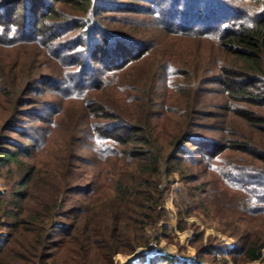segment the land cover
Listing matches in <instances>:
<instances>
[{
  "label": "trees",
  "instance_id": "obj_1",
  "mask_svg": "<svg viewBox=\"0 0 264 264\" xmlns=\"http://www.w3.org/2000/svg\"><path fill=\"white\" fill-rule=\"evenodd\" d=\"M207 91L225 112L220 139L197 122ZM0 177V264L140 251L139 264H264V0H0ZM177 182L190 201L174 225ZM197 211L233 246L188 223ZM157 227L193 255L149 256Z\"/></svg>",
  "mask_w": 264,
  "mask_h": 264
},
{
  "label": "rangeland",
  "instance_id": "obj_2",
  "mask_svg": "<svg viewBox=\"0 0 264 264\" xmlns=\"http://www.w3.org/2000/svg\"><path fill=\"white\" fill-rule=\"evenodd\" d=\"M231 4V2H230ZM167 19V18H166ZM198 41L195 40L194 42H192L191 45H186L182 50L187 51V50H191L193 47H195V43H197ZM205 50L208 49L207 46L204 47ZM41 55V54H40ZM46 61V59L42 60V58L40 59V62H44ZM45 63V62H44ZM44 65V64H42ZM45 71H48L45 70ZM49 72H51V70H49ZM162 88H164V86H161ZM216 86H214L213 88H215ZM218 87V86H217ZM206 97L204 98V103L205 106L202 108V115L204 117H209V118H202V120H199L197 122L207 125L210 128V131L208 132V136L209 138H213V139H220L221 137V132H219L220 129L223 128L224 126V115L225 112L221 109H219L218 107V102L220 98H216V94H212L210 91L206 92ZM54 103L61 105L60 100H56V98H54ZM64 103V102H62ZM72 103V102H71ZM34 107V111H35V106ZM69 107V103H64L63 104V112L65 111V109H67ZM61 108V107H60ZM59 108V109H60ZM63 116V115H61ZM64 119V118H63ZM35 124V123H34ZM241 125V124H240ZM85 129V127H84ZM83 131H79V133H81ZM34 134H36L35 132H33ZM81 134H79L80 136ZM255 139H259V138H255ZM79 141V140H77ZM23 142V141H22ZM24 143V142H23ZM32 144H29V147ZM78 148L76 149V161H74V163H76V169L74 170V182L75 183H86V158L89 157V153L86 151V148H84V146L86 147V140L84 141V143L80 145V143H78ZM61 149V148H60ZM59 149V150H60ZM192 150L194 153H199V148H192L189 147V150ZM63 152V150L65 151L66 148L61 149ZM50 151V150H49ZM55 152H51V156H54V154L56 153V155L54 156L55 158L57 157V155L59 153H57V151L54 149ZM228 154H224L222 157V159L228 160L229 156H227ZM52 157H39V163L41 164H46L47 161H50L51 166L54 168V166L52 165L53 162L55 161V158ZM190 167V166H188ZM195 165H192L191 169H193V171H195L196 169ZM201 169L203 171V168L201 166ZM194 175V173H193ZM92 176V175H91ZM207 175L204 174L203 176V180L206 179ZM91 177H89L88 180H90ZM179 180V178H177ZM208 179V178H207ZM191 185L196 186L197 184H195V182H192ZM7 189L6 185H5V181L3 180L2 177H0V190L1 191H5ZM210 189L212 190V195L216 196L218 195L220 192L223 191V187L220 185H217L216 183H213V185L210 186ZM217 198V196H216ZM224 198L221 200L222 203L224 202ZM190 201V198L185 190V188L181 185V183L179 184L174 183L171 187V190L168 192V196H167V201H166V207L168 208V210L170 211V218L172 220V224L177 225V218H176V214L178 213V209L179 207H183L185 206L188 202ZM225 216L228 218H231V222L235 223L239 220L242 221H246L247 217L243 216V215H233L232 211H225ZM188 220V223L192 224L195 226V228H199L201 231H204L206 236H214L215 238H219L222 241L226 242V246H233V243L231 241V239L227 236V231H229V226H226L225 224L222 226L220 222H218V219H215L212 221L204 218V216L200 213V211L196 212V216L191 217ZM163 224V223H162ZM217 229H221L223 231L222 232H218ZM168 235L171 236V239L168 240L161 228L157 227L155 230H153L151 232V243H150V249L147 251L149 252V256H151L153 253H158L161 252L162 254H169L172 255L176 258L183 260H186L188 258L191 257V255H193V249L190 247V243L188 241L187 236L180 238L179 236L177 237V235H180V233H171L169 232ZM190 235L192 236V232L190 233ZM75 250V249H73ZM141 252V251H140ZM139 252V254H140ZM138 253V252H137ZM135 254L134 256H129V257H125L122 255H117L116 257H114V261L116 262H120V264H125L128 263L130 261H135L136 264H139L138 261V256L139 254ZM87 257V255H86ZM89 259H84L82 258L80 260V263L82 264H87V261ZM67 264V263H65ZM230 264H232L230 262Z\"/></svg>",
  "mask_w": 264,
  "mask_h": 264
}]
</instances>
